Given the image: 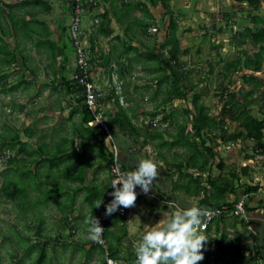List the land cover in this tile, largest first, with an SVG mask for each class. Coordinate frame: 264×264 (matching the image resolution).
I'll use <instances>...</instances> for the list:
<instances>
[{
	"label": "rangeland",
	"instance_id": "rangeland-1",
	"mask_svg": "<svg viewBox=\"0 0 264 264\" xmlns=\"http://www.w3.org/2000/svg\"><path fill=\"white\" fill-rule=\"evenodd\" d=\"M17 1L19 0H0V21L2 24H4L5 22H7V24H10L11 22L7 17L8 7L6 6V4H11ZM47 1L52 5V9L46 13H38L36 14V16L44 20L49 31V37H56L58 36L61 27L67 26L70 22L71 12L63 11V0ZM189 1L190 0H169V3L175 14H177L178 16V29L176 31V34L179 38L180 47L183 50H186V48L188 49L186 53L183 52L180 55V59L182 61H185V64L191 69L193 80L196 81V90H206L207 93L202 94L200 99L203 100L204 104H207L208 113L211 116H218L223 100H225L227 97H225L226 95H217L220 94V92L216 91L217 89L215 90V88L219 86V80L222 78L221 72H223L226 66V62L234 60L236 57H240L241 62L239 65L241 69L230 70L228 72L229 76L227 78L229 79V83L227 79H225L224 82L226 84H229L228 86L230 90L238 91V94H236V98L238 99L245 98V91L251 90L252 94L248 95L247 97L255 98V100L248 105V109H250V112L252 114L259 117H264V105L261 103V100L256 97L257 95H259L263 87L256 85L252 81L247 82L242 78V74L244 72H251V68L245 67L243 65V62L246 57H248V55H253V52L258 48V45L253 46V42L251 40H245V44L240 46L241 48H238L235 41H230L232 34L231 32H233L231 28L233 29L234 27H230L229 24L231 25V22H233L235 23V25H237V27H240V29L243 25L248 24V19L245 16L247 11H241V15L244 16L246 20H240L239 17L235 16L234 19L232 18L231 22H228L225 11H222L221 7L224 5L223 2H228L230 0H205L203 3L199 4L200 8L197 9L200 10L199 12L194 11V3L192 5L187 4ZM145 2L147 3L148 11L154 17L153 19L140 8H129L123 11L126 16L123 14L120 18V22H114L117 25L115 27L117 33L115 34H119L122 37L121 39L125 40L126 45H135L141 51H146V46H151L153 44L157 46L159 45L158 43L162 42L165 39V29L168 18L170 16L169 11L165 10L161 3L158 2L157 4H152L149 0H145ZM181 4H183L184 6H182ZM178 6L182 8L181 11L178 10ZM2 10L4 11L1 12ZM210 10H212V17H209L205 14ZM12 12L13 14L15 13L16 15H20L22 12V8L15 7L13 8ZM91 14L92 11L90 15ZM93 19L94 21L95 19L98 20V17H94L92 19H90L89 17L87 19L88 26L83 27L84 35L82 38V42L87 48L90 44V32L93 31ZM145 22H149L150 26L148 25L149 27L146 29V32H143L145 27L143 25L145 24ZM109 23L110 21L108 22V24ZM127 25L128 30L133 34L130 32L127 34L125 32V27ZM152 26H155L156 30H151L150 27ZM17 27L19 26L17 25ZM204 29L211 32V34L206 36V38H204V40H201V42L197 39H192V37L195 38L196 34H199V32H201V35L204 36ZM17 31L18 32L16 36H10L7 40L10 42L11 46L15 45V47H19L20 49H22L21 52H23L25 56H22L24 57V59H22L19 54L17 60L14 62L15 65L14 63H12L10 66L11 68L16 66V68L5 71L8 72L6 80L13 79L14 76L18 77L20 71H23L24 74L28 73L30 79H35L38 81V83L35 84L39 86L40 90H66V88L61 85H58L59 87L56 86V88H54L51 80L52 72H54L53 75H55V79L57 78L55 69L58 67V60L61 58V55L57 54L55 56V60L50 63V58L48 54L43 51L42 47L36 46L28 37H23L19 32V29ZM242 37L244 38V36ZM36 38L37 35H34V39ZM93 38L95 39L94 56L96 63L92 65L90 69V75L93 80L95 79V76L98 79H102V77L104 78V81L101 82V86L104 85V87L99 89L100 92L105 95V90L107 89V87L109 88L110 82L112 84L111 86H116L118 90H128L130 94L133 92V95L130 98L132 99L134 104H140L144 109H146V113H143V115L140 116V124H142L140 127H148L150 129L152 128L151 125L159 126L163 121L162 110H156L157 114L152 117L149 113L150 111L155 110V107L153 105L156 102L160 101L162 95L164 94V91L162 90L155 92L156 84L153 78H155V76L159 73L155 70L157 64H155L151 60L145 59L142 56L136 55L133 49H126L124 44L111 42V40H109L107 36L101 35L98 32L96 34H93ZM111 39L113 40L112 37ZM212 40L218 41L217 45H212ZM198 46H200V50L197 49ZM2 56V53H0V58H2ZM68 56L69 58L67 65L73 64V61L75 59L74 52L70 51ZM106 56L110 57V61L108 59L106 63L108 68L106 70H109L106 71V74H108V76L111 78L109 83L106 74H102L103 72L100 69V67H105V65L98 64V58L101 60ZM0 67H2L3 69L5 67L8 68L6 65H3L1 59ZM28 67L33 68V70L36 72V78H34V76L29 73L30 70L28 71ZM96 71H98V73ZM256 74L260 78H264V60L262 61L261 68L256 71ZM18 83L19 82L14 85H17ZM101 86L99 85V87ZM13 87L14 86L11 84L5 85L4 90L0 89V142L4 139L2 137V134H5V131L14 132L15 130H23L26 124H29L31 119H33V114L35 112L32 105L34 100L32 99V97H34V95L28 93L30 89H32V91L35 89V85L22 86L21 84L19 87ZM99 87L97 86V88ZM185 101L186 105L191 104L190 94ZM180 103H183V100L175 101L174 106H180ZM167 110H170V107H168ZM176 113L177 121H182L184 115L181 112L176 111ZM166 121L169 124L165 128H167V130L169 131H174L175 125L173 124V119L171 117H168V120ZM224 126L229 131H238V129H240L238 121L230 119L228 117H226ZM203 134L205 137H209V140L212 139L219 143V145L216 147L219 157L215 158L211 163V170L213 169V174L226 167H240L241 165L246 164L247 166H251L250 174L252 175V178L250 181L254 183L261 182V184H259V187L261 189H264V153H261L260 150H257L259 148L255 147L253 139L248 140L239 137L236 141L227 143L220 141L221 139L219 138V129H211L209 132H205ZM156 144L157 142L152 143L151 145L156 146ZM173 148L174 147H171L169 149V152L165 154L167 159L176 160L179 157L185 158V156H181L180 152L184 153L187 152V150H184L182 148L180 152H176L177 154H175ZM152 149L154 156H156L157 153L155 152V147H153ZM5 152L6 153L4 156H1L2 154L0 153V171L4 169L3 166L6 164V162L2 158H5L6 160L7 155L10 153L8 148H6ZM245 155H248L249 157L246 158ZM158 157L160 156H156V158ZM219 158H221V161L223 163L222 166L217 165ZM160 159L161 161L163 160L162 157H160ZM220 172L222 173V170H220ZM2 176L3 174L1 172L0 185L2 182ZM205 176L206 173H203V178H205ZM171 180L172 182L176 181V184H181V182H183L179 174H177V176H175ZM242 180H245V178H242ZM256 191L253 192L252 195H250V192L245 194L243 193V189L240 188L238 189L237 193L239 195V198H243L244 200L248 196L249 205H255L257 203L260 204L264 199V191ZM178 193L182 195L185 194L184 190H179ZM43 195V193H40L38 197L41 198ZM10 207L11 202H9L8 199H6L0 193V238L2 232L4 231L3 227L5 226V221L8 220L9 225H11V221L12 224L14 223V218L12 216L13 212L10 211ZM259 210L261 214H264V210L262 208H259L256 210L258 212L256 214L257 217H259ZM95 216H97V213ZM248 216H251V214L248 213ZM83 218V220L88 221L89 216L85 214ZM244 222V219L241 220L239 216L232 215V213L225 214L221 219L213 220V224H211L205 231V233L209 235V240L205 242V246L202 249V251L204 252V257L198 262V264H264V247H260V249L258 250V252H260L259 254L254 253L253 245L256 243L255 235L249 232L250 230L246 228ZM72 224L76 225V227L79 229H86L84 231V235L87 234V238L86 240L81 241H86V246H88V241L92 240L88 231L89 226L85 227L82 219L81 222ZM136 224L137 221L134 220V225ZM114 226L115 224L111 225L112 230L115 228ZM134 232L135 231H133L132 234H134ZM6 233L7 235H9V230ZM14 241L15 237H12V240L10 241H1L2 243L0 242V264H6L8 260L11 259V257L5 253V250L8 249L13 252L14 246L12 243H14ZM68 241L70 242V240ZM137 241H131V243H128L126 241L125 244L123 243V246H128L130 249L135 250ZM71 242L73 243V240ZM84 248H86V254L87 247ZM68 250L73 251L74 248L71 245L66 248L62 247L60 254L61 258H58L57 261L58 264H63L61 262L62 260H65L64 264H75L77 260V254L72 256L74 254L73 253L68 256H64ZM79 251L82 255L84 250ZM51 253L52 252H50V254ZM125 254L126 252L124 249L121 255L125 256ZM86 255L88 264H98L100 259L99 256H101V251L98 249V247H96L90 254L87 253ZM49 262V259L45 261V263L47 264H49ZM29 263L30 260L26 259L23 260L22 264ZM31 264L36 263L32 261ZM115 264H127V261L125 259H119L115 261Z\"/></svg>",
	"mask_w": 264,
	"mask_h": 264
},
{
	"label": "crops",
	"instance_id": "crops-1",
	"mask_svg": "<svg viewBox=\"0 0 264 264\" xmlns=\"http://www.w3.org/2000/svg\"><path fill=\"white\" fill-rule=\"evenodd\" d=\"M204 1L205 0H195L194 2V0H190L186 3L188 5L194 3V11L199 12L200 10H197L200 8L199 4ZM223 3L224 5L221 7V10L225 11L228 22H231L232 18L234 19L235 16L239 17L240 20L248 19V24L243 25L241 29L240 27H237L235 23L231 22V25L229 24V26L234 27L235 30H242L248 25L256 28V26L261 23L257 22L254 24L250 17L251 14L264 16V9L259 8L253 10L246 1L230 0ZM181 5L184 6L183 4ZM120 8H122L121 3L119 4L113 0H85L82 30L84 29L83 27L88 26L87 19L89 17L92 19L95 14L108 9V15L110 18L109 25L113 28L114 33L112 32L107 37L113 43L123 44L125 40L121 39L122 37L119 34V37H114L116 35L115 33H117L115 30L117 25L114 22H120V18L124 14L122 9L119 12L117 11V9ZM62 9L65 12L68 11L64 2L62 4ZM178 10L181 11L182 8L178 6ZM242 10L247 11L245 15L246 18L241 15ZM91 11L92 14L90 15ZM211 11L212 10L205 14L212 17ZM113 12H115V14H113ZM126 27L128 28V25ZM201 34L202 33L199 32V34H196L195 38L192 37V39H197L201 42V40L206 38ZM245 40H249V38L245 36L244 38L240 37L236 40L231 39L230 41H235L236 46L241 48L240 46L245 44ZM262 44L263 43H258L257 45L259 47ZM254 45L256 44L253 43V46ZM105 58H102L101 60L98 58V64L105 65V67H100L103 72L102 74H106V71H109L106 70L108 68L105 63ZM108 59L110 61L109 56ZM58 61H60V59ZM12 68L14 69L16 66ZM12 68L5 67L3 69L0 67V72L4 73L6 70H11ZM28 71L34 76V78L37 77L33 68L28 67ZM96 72L98 73V71ZM21 73L23 76L22 78L26 80L27 83H18L17 85H14L20 80ZM53 73L54 72H52L51 80L54 88L61 85L64 86L66 90H40L39 86L35 84L38 83V81L30 79L28 73L24 74L23 71H20L18 75L19 78L14 76L13 79L6 80V85L12 84L14 86L13 88L19 87L21 84L22 86L35 85V89L33 91L30 89L28 92L31 95H34V97H32V99H34L32 103L34 107L33 110L35 111L33 119H31L29 124H26L23 130L14 131L18 134L17 145L13 148L6 147L15 159L9 165L5 158H2L6 164L3 166L4 169L0 171V173L10 167L15 173V182L20 188V195L14 201L8 200L11 202L12 208L10 207V211L13 212L12 216L14 218V223L12 224L11 221V225H9L8 220L5 221V226L3 227L4 231L0 238V242H6L12 240V237H15V241L12 243L14 251L12 252L8 249L5 250V253L11 257V259L8 260L9 263L7 262L6 264H22L23 260L26 259L30 260L29 264H31L32 261L35 262V257L39 252V249L42 247L41 243L38 244L41 240H48L46 243V258L50 260L49 264L57 263L58 258H61L60 254L62 247L66 248L69 245H71L74 250H68L64 256L74 253L72 256L77 254L75 264H88L86 255L88 253V246H86V241H81L86 240L87 238V234L84 235L86 229H79L72 223L81 222L82 219L85 227L90 226L89 220L91 219V216L89 213L90 205L88 204V199L92 200L93 198H96L98 193V201L100 196H102L104 200L110 196L112 191V186L110 184L108 185L111 178L107 165V155L103 152L104 150L111 151V143L107 139H105V142L101 143V136L99 134H93L90 133L89 130L84 129V127L86 128L95 123L91 121L88 123H82L83 113L81 112L80 104L76 101L73 93L67 90L66 85L61 83L62 81L59 78L60 73L55 72L57 75L56 79ZM106 76L109 83L111 78L108 74H106ZM94 78L96 81L93 80L95 84L98 87L99 85L101 86V82L104 81V78L102 77V79H98L96 76ZM1 83L2 82H0V84ZM102 87H104V85L98 89ZM108 90L109 88L107 87L105 90L106 92L104 93L105 95L111 94V91ZM116 93L120 105L127 111L132 122L137 127H140L142 125L140 124V116H142L143 113H146V109L140 104H134L130 98L133 95V92L130 94L128 90H116ZM114 100V97H111L101 103L100 112L105 122H108L110 119L111 115L109 113L112 110ZM181 100H183V103H180V106H177L175 109L177 112L182 111L184 108H192V104L186 105L184 99H176L175 101ZM168 107L169 106H166V109H168ZM166 120H163L159 126L151 125L152 128L149 129V132L156 130L157 132L162 133L165 139L172 140V136L167 134L165 128L169 124ZM5 132V134L8 133L7 131ZM142 132L144 134L147 133V131ZM147 138L149 137L147 136ZM204 138L206 144L211 142L209 137L204 136ZM198 139L199 138H196V140ZM142 140L143 136L125 134L117 128L113 130L112 142L117 148L120 163L132 168L136 166L141 157L151 156L157 160L160 173L154 181L155 185H153V188L150 189L148 193L143 192L140 187L137 186L136 202L134 205L129 206L128 212L124 217L126 219L127 228V234L124 236L126 241H137L141 234L147 230L149 225L155 223L163 216L170 215L172 211L175 210L173 202L177 205H186L187 207L198 203L194 197L187 193L184 192V195L178 193L179 190H183L181 184H176L175 187H173L171 180L177 176L178 172L175 171L173 174L163 173L162 167L164 163L161 161L160 157L156 158V156H159L158 154L154 156L152 149L153 146L151 145L152 143L142 145ZM23 142L25 143L24 145L21 144ZM173 147L175 154H177L176 152H180L182 148L187 150L181 145ZM162 151L165 154L169 152L165 147H163ZM182 153L180 152L182 157L189 155L188 151ZM245 157L248 158L249 156L245 155ZM182 159L184 158L179 157L176 160L178 161ZM250 167L251 166H248V173L241 176L240 183H247L249 185L261 184V182L254 183L250 181L252 178ZM225 169L226 168L220 170L225 171ZM220 170L217 173H219ZM212 171L213 169H210L207 173L210 172L212 175L217 174H213ZM242 178H245V180H242ZM258 188L257 191H264V189H261L260 187ZM253 192H250V195H252ZM40 193L44 194V197L42 196L43 198L38 197ZM229 199L232 200L233 195H227L226 200ZM198 205L205 209L209 206L207 203H200ZM257 205L259 204H252V206ZM259 208L262 207L255 208L249 212L251 216H248L249 218L247 222L249 228H251L249 232L253 233L255 236L256 233H258V227L264 225V214H261L259 210V217L256 216L258 213L256 210ZM85 214L89 216L88 221L83 220ZM134 220L137 221L136 225H134ZM211 224L213 223L211 222L209 226ZM8 230L10 232L9 235L6 233ZM133 231H135L134 234H132ZM68 240H70V242ZM72 240L73 243L71 242ZM126 241H123L124 244ZM84 247H87L86 254V248ZM79 250H84L82 255ZM50 252L52 253L50 254ZM61 262L64 264L65 260H62Z\"/></svg>",
	"mask_w": 264,
	"mask_h": 264
},
{
	"label": "trees",
	"instance_id": "trees-1",
	"mask_svg": "<svg viewBox=\"0 0 264 264\" xmlns=\"http://www.w3.org/2000/svg\"><path fill=\"white\" fill-rule=\"evenodd\" d=\"M117 3H121L122 8L117 9V11H124L129 8H140L143 10L148 16L152 19L153 15L148 11L147 3L145 0H113ZM152 4L161 3L163 8L169 11V18L166 25L165 31V39L158 43L159 45H151L146 46V51H141L137 46L132 44L123 43L126 49H133L136 55L142 56L145 59L151 60L157 67L155 68L158 71V75L153 78L156 84L155 92L159 90L164 91L160 101L155 103V110L150 111L151 117L157 114L158 109L162 110L163 120L171 117L173 119V124L175 125L174 131H169L166 128V131L170 136H172V140L165 139L162 133L157 132L156 130L149 132V128H141L137 127L131 120V117L127 114V111L120 105L118 100V95L116 90H118L115 86H111L110 83L109 90L111 94L99 97L100 103L103 101L114 97V103L112 106V110L110 111V119L106 122L108 129L113 135V130L117 128L123 133L131 134V135H139L143 136L142 145L147 143H155L157 142L155 147L156 153L163 158V167L162 172L165 174H173L176 170L183 182H181V187L184 192L188 195L194 197L197 200V204L207 203L208 207H215L221 204H228L230 207L233 206L234 202H236L239 198L238 189L242 188L243 193L247 194L249 192L256 191L259 187L258 184L249 185L247 183H240V178L242 175L248 173V166L241 165L240 167L230 166L226 167L225 171H222L211 175V173H207L208 170L211 169V163L215 158H218L219 154L217 151V146L219 143L211 139L209 144H206V140L204 138L205 132H209L211 129H219V138L222 142H231L236 141L239 137L243 139H253L254 145L258 151L264 153V117H259L250 112L248 109V105L255 100V98H248V95L252 94V91H245V98H236V94L238 91L229 89V79L228 72L230 70H240V62L241 58L236 57L234 60L227 61L226 66L221 72V79L219 80V86L215 88L216 91H219L220 94L217 95H226L227 97L223 100L221 105V109L219 110L218 116H211L208 113L207 105L203 103V100L200 99L202 94L207 93L206 90H196L195 83L193 80L191 69L185 64V61L180 59V55L183 52H187L186 50L181 49L179 45V38L176 35V31L178 29L177 23V14H175L174 10L171 8L169 0H149ZM237 1H246L248 5L252 7L253 10L262 8L264 9V0H237ZM68 8V12L71 11V1L63 0ZM8 7L7 17L11 21L10 24L5 22L4 24L0 21V53H2L3 65L10 67L13 62L17 60L18 55L25 56L22 49L19 47H15V45L11 46L10 42L7 40L10 36H16L17 30L21 35L25 38H29L32 43L36 46H40L43 48V51L48 54L50 58V63L55 60V56L61 55L60 61L58 63V67L55 69V72L60 73V80L64 85H66L67 90L73 93V96L76 98V101L80 104L82 116V123L92 122L94 119V113L87 107L85 103L84 93L82 91V86L79 84L78 80L74 78L73 74L79 69L78 64L76 62V53H75V45L74 39L70 36L69 33V23L67 26L61 27L59 31L58 37H49L48 28L44 22V20L38 18L36 14L38 13H46L51 10V4L47 0H19L17 2L6 4ZM21 7L22 12L20 15L13 14V8ZM82 7H85V0H82ZM2 10L1 12H3ZM109 11L106 9L103 12H99L95 14L94 17H98L97 21L92 20V30L89 35L90 44L87 47L84 46V49L88 52V63L90 69L93 64H95V39L93 38V34L97 32L101 35L108 36L113 32V28L108 24L110 21ZM115 14V12H113ZM251 19L254 24L257 22H261L256 28L251 27L250 25L245 26L243 30H235V28H231L233 33L231 35L232 40H236L242 36H246L251 40L254 44L263 43L258 47L257 50L253 52L252 56L246 57L243 62V65L247 68H251V72H244L242 74V78L249 82L252 81L258 86H262V90L260 91L258 97L261 100V103L264 105V78H260L256 71L259 70L262 66V61L264 60V16H259L258 14H251ZM118 19V18H117ZM17 25L19 27H17ZM149 22H145L143 26V32H146V29L150 26ZM82 30V29H81ZM125 32L128 34L131 31L125 27ZM133 34V33H132ZM211 32L205 29L204 36L210 35ZM34 35H37V38L34 39ZM83 30L81 37L83 38ZM132 36V35H131ZM203 36V37H204ZM119 37L118 34L114 36ZM212 45H217L218 41L212 40ZM201 45V44H199ZM23 47V45H22ZM200 50V46L197 48ZM70 51H73L75 54V59L73 64H69L68 62V54ZM167 53V56H166ZM24 59V57H22ZM106 62L108 61V56L105 58ZM22 72V71H21ZM8 76V72L0 73V89H4L6 85V78ZM22 73L20 76L19 83H27L26 80L22 78ZM227 79L228 83L226 84L224 80ZM91 80H93L91 78ZM5 81V82H4ZM190 94V101L192 104V108H184L180 111L184 117L182 121H177V113L175 109L177 107L174 106L173 101L176 99H184L188 98ZM216 95V93H215ZM166 106L170 107V110L166 109ZM226 117L238 121L239 128L238 131H229L225 128L224 124L226 121ZM103 118V117H102ZM85 130H89L90 133L99 134L101 137V143L105 142L106 138V130L100 124H93L88 127H84ZM142 131H147V133H143ZM147 136L150 138H147ZM4 138L0 143V154L1 156L5 155L6 147L13 148L17 145V137L18 134L16 132H8L5 135H2ZM196 138H199L196 140ZM7 140V141H5ZM24 145L25 143H21ZM181 145L185 147L189 153L182 160H169L166 158L165 153L162 151L163 147L169 150L171 147ZM161 147V148H160ZM107 155V165L108 170L109 166L112 162L113 152L112 151H103ZM14 156L9 153L7 155L6 161L10 165L14 161ZM122 164V163H121ZM221 158H219L217 165L222 166ZM122 166L128 169H134L135 167H128L122 164ZM209 166V169H208ZM190 170V172H189ZM203 173H206L205 178H203ZM2 182L0 185V193L8 200L14 201L20 195V188L17 186L15 182V173L8 167L5 171L2 172ZM112 179V176L110 175ZM206 184L205 183V181ZM176 182V181H175ZM172 182L173 187H175L176 183ZM153 185H155L153 183ZM112 192V191H111ZM165 194V193H164ZM233 195V199L226 200L227 195ZM112 199L110 195L107 199H104L103 202L97 206L95 205L98 202V193L96 198L92 200L88 199L89 213L91 218L96 213L102 212L106 219L104 222L105 229L103 232V236L106 239L108 244L107 254L105 253V249L101 244L95 243L93 240L88 241V254L92 252V250L96 247L101 251V256L98 264H106V258L109 256L115 261L119 259H125L127 264H135L136 252L135 250L130 249L128 246H123V241H126L124 236L127 234L126 228V219L125 215H120L116 210L111 214H106L105 205ZM249 197L244 200V206L247 212L254 210L255 208L262 207L264 209V200L257 206L249 205L248 203ZM187 207L186 205H181ZM225 212L221 216L215 218L221 219L225 214ZM230 214V213H229ZM232 215H235L232 213ZM238 216V215H235ZM96 217V216H95ZM241 220L244 219V225L248 230L249 224L248 218L245 219L240 217ZM212 222V221H211ZM209 222V224L211 223ZM115 224V229L112 230L111 225ZM208 224V227H209ZM207 227V228H208ZM117 231V232H116ZM206 231V230H205ZM204 231V232H205ZM256 243L253 245L254 253L259 254L258 250L260 247H264V225H260L258 227V233L255 236ZM38 242V241H37ZM48 240H41L38 244L41 243L42 247L39 249L37 253V257H35L36 264H45L47 260V252H46V243ZM131 243V241H127ZM255 242V241H254ZM262 242V243H260ZM125 249V256L121 255L122 251ZM257 250V251H256Z\"/></svg>",
	"mask_w": 264,
	"mask_h": 264
},
{
	"label": "clouds",
	"instance_id": "clouds-1",
	"mask_svg": "<svg viewBox=\"0 0 264 264\" xmlns=\"http://www.w3.org/2000/svg\"><path fill=\"white\" fill-rule=\"evenodd\" d=\"M158 162L151 156L141 157L130 171L118 170L108 185L112 186V199L106 203V214L121 205L128 207L136 202L137 186L148 193L159 176ZM103 202L102 196L95 204ZM175 210L149 225L136 242L135 264H198L204 257L202 249L209 235L201 230L209 210L198 204L184 207L175 204ZM92 240L100 241L104 227L93 215L89 220Z\"/></svg>",
	"mask_w": 264,
	"mask_h": 264
},
{
	"label": "built area",
	"instance_id": "built-area-1",
	"mask_svg": "<svg viewBox=\"0 0 264 264\" xmlns=\"http://www.w3.org/2000/svg\"><path fill=\"white\" fill-rule=\"evenodd\" d=\"M69 1H71L72 3L71 11H70L71 19L69 22V33L70 36L74 39L76 62L79 67V69L76 70L73 76L78 80L79 84L82 86V91L84 93L85 103L87 107L94 113V119L92 122H94L95 124H100L102 127H104V129L106 130V138L110 140L113 157H112V162L109 166V173L113 178L118 170L130 171L131 169H128L126 167L124 168L120 163V160L118 158L117 148L112 142V133L108 129L106 122L101 116V112H100L101 103L99 101L100 99L99 97L102 96V93L97 88L95 82L91 80L90 66L88 63V52L84 49V44L82 42V37H81L82 16H83L82 0H69ZM95 21H97V19H95ZM150 29L154 31L156 30V27L152 26L150 27ZM128 209L129 206L125 207L121 205L116 211L120 215H125L127 214ZM207 209L209 210V215L205 217L204 223L201 225L202 231H205L207 229L209 222L213 221L215 218L221 216L225 212L233 213L245 219L248 218V212L245 209L243 198H240L236 202H234L232 207H230L228 204H221L215 207H208ZM96 217L99 218L100 224L105 229V225H104L106 219L105 215L102 212H98ZM93 241L97 244L98 243L101 244L105 249V253L107 254L108 244L103 234H102V239L100 241L97 240H93ZM106 261H107L106 264H115V260L110 258L109 256H107Z\"/></svg>",
	"mask_w": 264,
	"mask_h": 264
}]
</instances>
